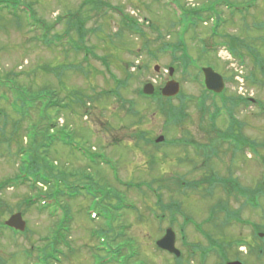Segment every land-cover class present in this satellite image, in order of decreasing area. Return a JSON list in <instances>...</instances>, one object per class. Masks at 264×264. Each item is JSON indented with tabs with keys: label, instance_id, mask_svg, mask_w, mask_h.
Masks as SVG:
<instances>
[{
	"label": "rangeland",
	"instance_id": "obj_1",
	"mask_svg": "<svg viewBox=\"0 0 264 264\" xmlns=\"http://www.w3.org/2000/svg\"><path fill=\"white\" fill-rule=\"evenodd\" d=\"M8 1L9 14L6 9L0 14V184L18 174L21 165L18 147L27 146L31 140L26 137L28 120L18 117L22 102L30 107L29 101L44 89L52 88L67 108L59 114L51 109L47 114L52 116L58 129L67 130L74 147L57 143L49 150L47 161L55 175H63L73 186L91 180L93 186L99 187L95 191L99 196L92 200L85 192L69 195L67 189L64 200L55 205L47 198L49 187H34L28 181V184L26 181L8 183L0 190V224L14 214H21L27 226L26 232L18 235L0 229V264H49L45 260L38 262L37 258L41 249L53 241L54 231L63 222L69 226L68 233H63L68 244L60 241L56 247L62 255L51 250L57 254L50 259L51 264H97L95 255H105L99 248L108 238L104 235L101 238L98 233L101 234V227H110L103 223L102 206L95 201L105 198L107 193L114 208L123 205L134 208L119 214L118 222L111 225L116 232L120 226L126 227L121 241L125 240L127 249L122 253L128 256L131 250L137 252L133 263L177 264L173 256L159 251L155 244L166 229L172 228L176 233V247L183 255L180 264H192L193 247L203 246L205 230H209L205 226L198 233L194 226L205 222L209 210L216 208L215 203L228 196L218 194L217 187L213 189L212 199L208 197L210 188H214L209 180L211 176L218 177L216 183L231 175L228 168L231 152L226 153L227 146L222 143L216 147L211 145L219 143L217 134L223 141L227 139L226 134L235 136L240 130L232 123L227 127V112L222 111L216 118L215 128L213 115H204L198 108L204 91L200 71L209 67L226 79L228 101L235 102L241 93L253 94L256 101L260 96L264 105V29H258V24L264 27V0L255 1L250 8L248 4L254 0ZM104 3L112 8L108 9ZM201 6H204L201 11L209 12L206 17L210 16L212 22L197 17L207 24H199L184 38L194 63L183 73L179 68L182 51H178L176 59L172 58V51L163 48L165 44L179 48L177 38L185 34V23L179 24L180 8L189 10ZM232 9H236L234 15H230ZM238 11H243L242 15ZM124 12L131 18L140 16L149 22V25H140L143 34L128 31L121 15ZM69 13L88 19L86 29L96 30L86 36L88 50L81 47L83 51H77V44H71L72 40L80 39L74 31L57 40L56 36L68 29ZM40 23L51 29L44 30ZM46 41L52 42L49 45ZM223 42H228L225 46L229 48V43L237 44L241 54L237 52L230 60L229 54L219 53ZM168 68L174 69L173 75L169 76ZM257 79L263 86L257 85ZM170 81L181 86L179 99L172 101L173 107H184V119L178 124L171 123L159 110L156 101L159 98L148 100L140 95L147 84L153 83L156 90H161ZM51 94L45 91L43 95L47 99L42 98L41 104L51 100ZM222 106L221 98H207L208 113ZM234 112L245 122L244 137L257 141V103L235 107ZM29 113L32 126L39 124L41 113L36 115L33 109ZM261 124L264 128V118ZM160 136L165 137L167 144L157 148L154 143ZM253 149L247 147L240 155L244 164L235 165L233 176L242 186L257 188V151ZM251 156L255 163L250 161ZM84 175L87 180L83 179ZM41 194L46 198L34 202ZM115 195L127 201L121 198L116 202L111 197ZM70 196L75 197L70 199ZM29 198L33 203L27 207ZM47 206L48 211L39 210ZM162 206H172L170 210L175 213L179 209L194 221H188L190 225H187L182 215L174 214L176 225L168 223L169 210L164 211L165 219L159 220V216L164 218ZM112 214L109 211L106 218L109 225L114 219ZM263 219L261 214L257 217L260 223ZM211 232L220 238L224 236L220 228ZM43 252L46 251L43 249Z\"/></svg>",
	"mask_w": 264,
	"mask_h": 264
},
{
	"label": "trees",
	"instance_id": "obj_2",
	"mask_svg": "<svg viewBox=\"0 0 264 264\" xmlns=\"http://www.w3.org/2000/svg\"><path fill=\"white\" fill-rule=\"evenodd\" d=\"M20 2H22L20 0ZM8 3H10V1L8 0H0V13L3 12L5 9L8 10ZM13 4H18V3H13ZM99 6V5H98ZM104 6L107 7L108 9H111L112 7H110V5L104 3ZM97 10H99V7H96ZM203 9V7L201 8ZM16 10V9H15ZM204 12L201 10H196V9H190V10H182V20L183 23H185L186 26V31L187 30H192L194 28H197V26L199 24H201L202 22L199 21L197 19V17H204ZM80 16V15H79ZM210 17V16H209ZM208 17V18H209ZM64 18V17H62ZM62 18H60V20H62ZM123 19V23L126 26V28L128 29V31L133 33H142V29L139 26V24L131 19L129 16L124 15ZM88 19L86 18H81L78 17L76 13H73L69 16L68 18V29L66 30V33H64L63 35L60 34L56 36L57 39H59L61 41V39L64 36H68L70 35L72 32L74 31L76 32V34L78 35V37L80 38L77 42V44L80 45L81 47H85L84 49H87L86 45H85V40H86V36L88 34H91L92 32H96L95 29L92 30H88L86 29V22ZM51 29V27H44V30L49 31ZM89 32V33H88ZM143 34V33H142ZM48 44L50 43V41H46ZM50 45V44H49ZM233 47L235 48V53L233 55H235L237 52H239V54H241L240 52V47L236 44H233ZM179 48H170V46L165 45L163 49H165V51L172 49L173 50V54L174 53H178V51H180V46H177ZM77 49V48H76ZM167 49V50H166ZM83 50V49H82ZM81 50V51H82ZM88 50V49H87ZM239 50V51H238ZM189 55L186 52L182 53V58L183 61L180 64V67L182 69L183 73H186L187 68L190 67L192 65V60L190 57H188ZM239 56V55H238ZM87 59V57L85 58ZM79 68V66H76ZM74 67V68H76ZM66 68H69L68 66ZM255 82V80H253ZM53 90V91H51ZM47 91V92H52V98L51 100H48V102H44L41 104V100L42 98L47 99L46 96L43 95V93ZM58 92L55 91L54 89L50 88V89H44L43 92L39 93L37 98L34 100L29 101L30 102V107L29 104H26L24 101L22 102V110L19 111L21 116H18L21 120H28V123L30 126H28L26 128V133L28 138H30L31 140L28 142L27 146H21L18 147L19 148V158L21 160V165L19 167V172L18 174L12 179H9L8 181H6L3 184H0V190L5 188L8 183L10 182H16V183H24L26 181V183L28 184V182H32L34 187H37L38 184H42L43 186H45L46 188L49 187V192L47 193V198L49 200L52 201V204H59V202H62L64 200V196L66 195V191L67 189L68 194L72 195V193H78V196L80 194V192H85V196H87L88 199H92L94 200L95 197H98L99 195L95 194V191L98 190V186H93L94 183L90 180L89 183V179L84 175L83 179L87 180V183H82V185L79 186H73L71 184L68 183V181L66 180V178L63 175H55V172H53V168L50 167L49 162L47 161V154L49 153V150L51 149L52 146H56L57 143L62 144L64 146H68V147H74V143L69 140V136L67 135V130L65 129H58L57 125H55V123L53 122V118L52 116H49L47 114L48 110L51 109H55V111L57 112V114H59V112H61V110H64L67 108L66 104L62 105V100L60 98H58ZM74 96V93H70ZM110 94V93H109ZM140 94H142L140 92ZM209 94L207 93V91L205 90L203 92V95L200 100V108H202V111L205 113L209 112V107H207V98H208ZM145 98H149V97H145ZM159 100H158V104L160 106L161 112L165 115L166 119L171 121V123L173 124H178L180 123L183 119H184V107H173L172 106V99H165L163 97H161L160 95L158 96ZM21 100V99H20ZM81 100V99H80ZM22 101V100H21ZM223 109H227L226 107L228 106L229 103H231V107L233 108V106H235L234 101H228L227 99L223 100ZM44 104V105H43ZM15 106H18L17 104H14ZM43 105V106H42ZM42 107V108H41ZM40 108L42 110H40ZM33 109L38 115L40 116V120L38 121L39 124L35 123L34 126H32V122H30V110ZM40 110V111H39ZM222 109L220 108H216L215 112L212 113V115H214V118H216L217 116L220 115ZM42 116V117H41ZM57 118V116H56ZM46 120V122H45ZM45 122V123H44ZM8 124V123H7ZM42 127V128H41ZM57 127V128H56ZM76 150H79V147H77L76 145ZM87 155V154H86ZM90 156V155H89ZM92 159V158H91ZM20 181V182H19ZM28 181V182H27ZM92 182V183H91ZM36 189V188H35ZM42 193V192H41ZM102 193V191L100 192V194ZM84 194V193H83ZM82 195V194H81ZM77 196V195H75ZM75 196H70V198L75 197ZM95 196V197H94ZM113 197V199L117 200L118 199H123L125 200L123 197H117V195L115 196H111ZM104 200V202H102ZM30 202V204H27V207L29 205H31V199L28 200ZM111 201V202H110ZM127 201V199H126ZM95 202L98 203V206H102V210H103V214L107 213L106 215L101 214L100 216L103 217V223L110 227V228H105V227H101V238L104 236H107V241L104 242V244H102V248H99L100 252H104L105 255H101V256H97L95 255V257H97V264H144L143 262L137 263L134 262L133 263V258L136 257V254L134 252L130 253V255H125L122 253L123 250H125L127 248V245L124 244V241H121V239L124 237V231L125 228L123 226H120V230L119 232H116L115 228H113L114 223L118 222V218H119V214H123L124 211H129L125 205L123 206H118L117 208H114L115 204H112V200H110V197L108 196V193L106 195L105 198H100L97 199ZM110 202V203H109ZM107 203V204H106ZM2 203H0L1 205ZM49 204V203H47ZM50 205V204H49ZM114 208V209H112ZM170 209V206H162V209L166 210ZM175 210V208H174ZM109 211L110 213L113 212V221L112 223H110V225L107 223L106 218L108 217L107 215H109ZM170 212H172L170 210ZM66 231L59 228V230L57 229L55 232V237L53 238L55 241L54 243H52V248L51 250H55L54 253H57L58 255H62L63 253L59 250L56 249V247L58 245H60V241L62 242H66V237L65 235H63V233H65ZM108 234H110V238L108 236ZM106 240V239H105ZM61 242V243H62ZM55 246V247H54ZM49 253L47 255H45V257L50 260L52 259V257H57V254H53V252L48 251ZM59 258V257H58ZM177 262L182 263V258L181 259H177ZM184 263V262H183Z\"/></svg>",
	"mask_w": 264,
	"mask_h": 264
},
{
	"label": "flooded vegetation",
	"instance_id": "obj_3",
	"mask_svg": "<svg viewBox=\"0 0 264 264\" xmlns=\"http://www.w3.org/2000/svg\"><path fill=\"white\" fill-rule=\"evenodd\" d=\"M261 104L259 96L257 97V141L244 137L242 131L245 122H241L235 112L232 117H227V127L232 123L240 128L235 136L226 134L227 139H224V145L227 146L225 152H231V165H228L231 175L221 179L227 185L218 186L220 188L218 194H228L225 198L227 204L225 199L220 201L219 198L220 202L215 203L216 208L210 210L215 213H209L207 222L204 223L209 230L203 239V246L194 252L192 264H264V219L262 223L257 220L260 214L264 217V128L261 124L264 110ZM247 147H253V150L257 151V188L242 186V182L233 176L235 165L244 164L240 155L245 153ZM250 161L255 163L254 158ZM213 192L208 193L211 199L215 194ZM219 204L223 205L219 207ZM218 213L219 217H217ZM219 228L224 232L221 238L211 232ZM228 230L230 234L238 235L231 236ZM246 231L249 233L246 234Z\"/></svg>",
	"mask_w": 264,
	"mask_h": 264
},
{
	"label": "water",
	"instance_id": "obj_4",
	"mask_svg": "<svg viewBox=\"0 0 264 264\" xmlns=\"http://www.w3.org/2000/svg\"><path fill=\"white\" fill-rule=\"evenodd\" d=\"M203 72L205 75L206 88H208L209 91L221 93L225 88L223 78L210 68L204 69ZM173 73L174 71L171 70V75H173ZM154 91H155L154 87L151 84L147 85L146 88L144 89V93L146 95H152ZM179 93H180V85L175 81H171L167 83V85L162 90V94L166 98L175 97ZM162 140L163 137L159 138L157 142L158 143L162 142ZM6 225L20 231H24L26 227L25 222L22 220L21 214H16L12 216L11 219L7 221ZM175 242H176L175 234L173 233L172 229H168L165 237L160 241H158L156 244L160 249L167 251L170 254L175 253V255L179 257L180 252L176 249Z\"/></svg>",
	"mask_w": 264,
	"mask_h": 264
}]
</instances>
